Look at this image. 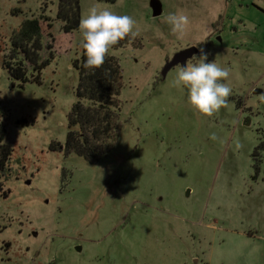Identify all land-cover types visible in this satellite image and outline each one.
I'll list each match as a JSON object with an SVG mask.
<instances>
[{"label":"rangeland","instance_id":"obj_1","mask_svg":"<svg viewBox=\"0 0 264 264\" xmlns=\"http://www.w3.org/2000/svg\"><path fill=\"white\" fill-rule=\"evenodd\" d=\"M158 1L154 16L150 0H79L80 18L95 3L140 29L109 52L123 75L121 128L89 162L51 148L64 144L77 101L78 28L60 44L58 0H0V123L12 148L0 175V264H264L255 248L249 258L252 244L222 241L227 231L264 237V0ZM172 12L190 18L180 39L163 22ZM40 15L54 19L55 50L42 53L40 79L21 86L5 67L12 35ZM195 45L230 69L232 94L212 117L170 87L177 65L160 76Z\"/></svg>","mask_w":264,"mask_h":264},{"label":"trees","instance_id":"obj_2","mask_svg":"<svg viewBox=\"0 0 264 264\" xmlns=\"http://www.w3.org/2000/svg\"><path fill=\"white\" fill-rule=\"evenodd\" d=\"M54 19L40 15L38 18L25 19L13 32L10 59L5 62L11 78L23 85L29 78L40 79L42 67L48 62L42 53L51 56L53 42L50 33ZM55 20L60 22L58 41L67 42V36L78 28L80 20L79 0H58ZM45 39H50L49 43ZM130 38L118 42L113 47H120ZM82 49L80 57L73 60L78 71L76 88L77 101L72 105L68 115V133L64 144L55 142L52 149L65 154L75 153L89 162H94L107 154L114 146L121 128L119 112L120 91L123 87V75L119 61L108 54L99 68L85 69ZM27 64L32 66L28 73ZM5 129L0 123V175L6 169L12 154V148L4 142ZM263 144H258L252 151L253 168L258 170V154Z\"/></svg>","mask_w":264,"mask_h":264},{"label":"clouds","instance_id":"obj_3","mask_svg":"<svg viewBox=\"0 0 264 264\" xmlns=\"http://www.w3.org/2000/svg\"><path fill=\"white\" fill-rule=\"evenodd\" d=\"M163 22L177 39L184 36L190 18L183 12L168 13ZM81 34L80 47L84 57L85 69L99 68L105 62L113 46L126 37L134 39L140 35L137 21L130 15L118 14L110 8L92 4L81 16L78 24ZM163 36V33H160ZM190 58L177 62L175 77L170 87L183 91L187 104L201 116L212 117L228 103L232 88L226 82L230 69L221 66L214 59L209 60L210 53L198 45ZM2 120V117H0ZM216 139L215 135L211 137ZM235 147L241 145L237 142Z\"/></svg>","mask_w":264,"mask_h":264},{"label":"crops","instance_id":"obj_4","mask_svg":"<svg viewBox=\"0 0 264 264\" xmlns=\"http://www.w3.org/2000/svg\"><path fill=\"white\" fill-rule=\"evenodd\" d=\"M55 50V49H53ZM217 234V233H215ZM236 234V235H235ZM222 241L225 242L227 241V245H231L233 247L234 250L235 247L240 248L243 247L245 244L246 246L250 244L251 247L249 249V258L251 259L252 263L253 261H255V256L250 257V250H252L253 248H255V250L259 251V252H264V237L262 236H246L245 232H233V231H227V233H223L222 235ZM217 238L212 239L213 241V245H215ZM232 249V250H233ZM248 249V248H247ZM213 258V257H212ZM214 259H216L218 261V256H216ZM195 262H197L198 260H194Z\"/></svg>","mask_w":264,"mask_h":264},{"label":"water","instance_id":"obj_5","mask_svg":"<svg viewBox=\"0 0 264 264\" xmlns=\"http://www.w3.org/2000/svg\"><path fill=\"white\" fill-rule=\"evenodd\" d=\"M150 7L152 8V13L154 16H157L161 13V3L158 0H150ZM196 51V48L193 46H189L185 49H182L176 52L170 60H168L163 66L160 76L161 79H164L167 72L175 65H177L178 61H183L186 58H190V55Z\"/></svg>","mask_w":264,"mask_h":264}]
</instances>
